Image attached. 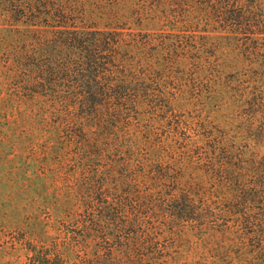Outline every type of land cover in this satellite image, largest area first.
<instances>
[{
	"label": "trees",
	"instance_id": "trees-1",
	"mask_svg": "<svg viewBox=\"0 0 264 264\" xmlns=\"http://www.w3.org/2000/svg\"><path fill=\"white\" fill-rule=\"evenodd\" d=\"M0 25V92L60 180L22 264H167L190 231L264 262V80L231 86L218 54L250 39L264 76V0H0ZM215 83L248 115L232 134L196 106Z\"/></svg>",
	"mask_w": 264,
	"mask_h": 264
},
{
	"label": "rangeland",
	"instance_id": "rangeland-1",
	"mask_svg": "<svg viewBox=\"0 0 264 264\" xmlns=\"http://www.w3.org/2000/svg\"><path fill=\"white\" fill-rule=\"evenodd\" d=\"M2 29L0 25V30ZM263 44L264 40H259L258 48L261 53L264 52ZM246 47L252 52L255 42L245 38L228 39L226 36L221 39L218 54L223 63V75H234L231 83L233 87L237 84L241 88L252 87L264 80V76H256L251 72V68H259L258 61L262 60V56L256 53L248 54ZM255 78L257 80H254ZM213 88L211 97L207 98L208 93L203 92L202 103L196 106L202 108L200 110L202 116L207 119L209 125L230 130L232 134L242 126L243 118L248 115L237 110L233 104L234 98L225 103L220 100L222 95L225 98L231 96L234 90L225 93L222 85L216 83ZM5 92V90L0 92V264H22L26 261L27 250L23 245L25 241L21 238L24 237L23 239L28 241L41 238V232L53 233V230H49L50 227L43 223L62 217L60 210L56 209L60 199L56 200L55 205L52 204L53 186L60 185V180L57 178L53 181L51 178L54 176V172H51L53 165L50 160L44 158L42 147L33 141L36 132L32 128L35 125L29 115L30 111H24V106L18 107L14 102L7 101ZM177 96L175 102L181 101L180 93ZM191 110L193 109L191 108L190 112ZM253 149L250 147L247 153ZM255 150L264 155V144H258ZM33 229L35 232L31 234ZM193 235L196 233L190 231L191 240H194L192 244L183 241L180 253L174 259H169L167 264H195L202 251L211 259L207 264H264L255 258L256 252L251 246L242 248L239 253L237 250L240 244L233 246L227 260L221 256L212 258L210 254L217 252L215 250L210 252L212 246L206 244L204 239H198ZM195 241L198 247H195Z\"/></svg>",
	"mask_w": 264,
	"mask_h": 264
}]
</instances>
